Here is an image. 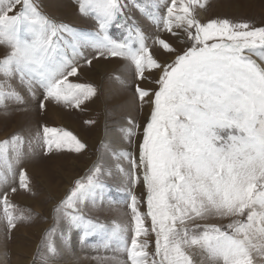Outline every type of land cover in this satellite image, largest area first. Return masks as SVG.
<instances>
[{"label":"snow or ice","instance_id":"snow-or-ice-1","mask_svg":"<svg viewBox=\"0 0 264 264\" xmlns=\"http://www.w3.org/2000/svg\"><path fill=\"white\" fill-rule=\"evenodd\" d=\"M76 2L80 13L98 26L90 39L43 15L36 0H0V45L10 49L0 59V104L11 98L23 102L11 84L15 77L33 98L35 85L44 90L41 109L46 101L79 108L96 95L91 85L69 81L78 68L65 57L61 46L62 41L68 43L65 34L75 41L73 56L82 55L77 48L90 46L100 55L128 61L141 106L147 104L151 111L138 157L130 152L119 157L131 165L132 172L125 173L131 184L141 183L146 189L147 212L129 191L130 226L107 227L85 219L79 206L95 204L104 187L97 165L85 180L76 181L56 213L71 226L83 228L85 236L98 234L104 248L126 254V261L111 257L113 264H202L194 259L193 249L212 264H257L258 256L264 258V27L227 19L203 23L197 9L204 8L206 0H165L166 13L148 12V18L158 32L177 37L187 47L180 51L156 35L152 45L170 58L161 61L150 48L149 37L135 22L127 23L122 0ZM113 24L127 31L124 39L109 36ZM143 83L156 87H142ZM129 124L125 135L131 142L139 126L131 120ZM20 139L14 136L0 143V158L7 161L11 148L19 163ZM43 144L48 151L53 144L57 149L67 144L76 152L86 147L71 132L47 126ZM8 174L14 175L10 163ZM7 184L8 176L0 173V187ZM19 187L30 188L23 170ZM10 191L16 193L17 188ZM0 205L9 231L31 219L12 204L7 187L0 192ZM210 218L228 223H199ZM150 234L155 235L154 251H149ZM51 235L46 233L41 245L45 264L49 255H57Z\"/></svg>","mask_w":264,"mask_h":264},{"label":"rangeland","instance_id":"rangeland-1","mask_svg":"<svg viewBox=\"0 0 264 264\" xmlns=\"http://www.w3.org/2000/svg\"><path fill=\"white\" fill-rule=\"evenodd\" d=\"M129 25L135 26L149 37L148 44L161 61L170 58L152 45V38L159 35L178 50L183 51L187 44L167 32H158L148 18V12L166 13L165 0H122ZM203 3L204 0H201ZM40 11L56 24H64L81 34L82 39H90L98 31L96 21L79 11L76 0H36ZM158 4L153 8L152 4ZM170 3V0H167ZM144 11H141V9ZM198 19L203 23L212 20L227 19L233 23H247L250 28L264 27V0H206L204 8H198ZM179 31V30H177ZM108 34L112 39L122 40L127 36L123 27L110 26ZM68 43L61 42L65 57L78 68L75 76H69L72 83L91 85L96 95L85 101L79 108L46 101L45 108L39 107L43 100V89L33 87V98L28 88L20 83L18 77L11 80L13 88L23 97V102L14 98L0 104V143L19 136V150L23 156L19 163L13 159L14 152L8 150L7 161L0 158V173L8 176L9 199L16 209L29 221H19L9 231L3 218V206L0 205V264H45L42 256L46 250L41 246L46 233L52 232L51 239L57 248V255H49L47 264H113L111 257L126 261V254L112 248H104L98 234L85 236L83 228L71 226L68 219L56 213V208L70 194L78 180H85L95 166L104 187L98 190L96 203L87 202L82 206L81 214L85 219L112 227L114 223L130 226L129 191L141 200V210L147 212L146 189L141 183L133 186L129 176L131 165L120 158L119 153H132L138 157V145L142 142L143 128L150 117V106L141 103L135 92L134 70L128 61L119 57L100 55L92 47H79L82 55L73 56L72 45L75 41L65 34ZM10 51L0 45V59ZM253 59L257 57L253 56ZM91 60L89 65L86 61ZM259 62V60H258ZM119 77V80L117 79ZM0 80L3 76L0 75ZM124 81L125 83H121ZM142 87L155 88V84H141ZM139 127L137 135L126 138L125 130L131 127L129 121ZM91 121V123H87ZM54 127L71 132L86 147L80 152L69 150L65 144L57 149L55 144L48 151L43 144V128ZM47 153V154H46ZM12 173L8 174V164ZM119 165V167H118ZM123 168L125 171L121 172ZM23 170L30 179L28 190L19 187V172ZM17 192L11 193L10 188ZM69 212L72 210L69 209ZM199 223L225 225L227 219L210 218ZM150 226V221H148ZM55 229V231H52ZM131 232H129V236ZM149 251H154L155 235L150 234ZM194 259L202 264H212L198 250L193 249ZM257 264H264V258L257 257Z\"/></svg>","mask_w":264,"mask_h":264}]
</instances>
